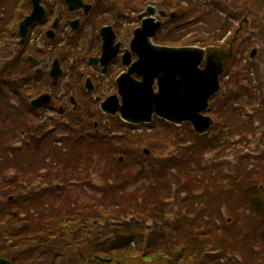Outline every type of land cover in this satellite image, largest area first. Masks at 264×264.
Returning a JSON list of instances; mask_svg holds the SVG:
<instances>
[{"label": "trees", "instance_id": "trees-1", "mask_svg": "<svg viewBox=\"0 0 264 264\" xmlns=\"http://www.w3.org/2000/svg\"><path fill=\"white\" fill-rule=\"evenodd\" d=\"M21 2L0 0V54H3L5 34L12 31L10 27L16 26L20 19L16 12L22 5L29 4V0ZM1 75L0 256L14 257L18 264H63L61 248L75 245L84 250L88 264H107L95 259L100 255L123 263L140 256L141 260L162 264H264V190H261L264 157L256 163L249 160L237 164L235 171L228 175L232 182L227 181L229 177L223 180L221 166L207 171L204 164L205 154L215 146L226 145L229 135L253 133L254 125L260 128L259 139L264 146V106H255L252 94L247 103L254 114L242 118L234 114V108L228 113H222L220 108L216 114L218 106L213 103L209 110L215 120L212 131L197 135L189 123H183L191 136L183 145L184 150L174 149L167 158L156 159L141 155L136 146L148 141L152 143L151 149L158 145L165 149L167 143L174 146L173 139L166 137L160 141L153 133L123 132V139L118 143L112 136L102 139L93 131L91 120L89 126L76 133L88 123L81 109L70 120L73 122L65 120L70 124L63 123L64 120L55 123L58 137H54L55 129L46 130L41 124H32L30 116L36 113L24 108L29 91L14 81H21L17 67L13 65L8 73L1 72ZM262 100L256 99L260 105ZM256 119L259 125L255 124ZM160 122L167 126L166 122ZM220 125L224 133L219 130ZM41 126L44 127L42 132ZM72 134L78 136V149L83 144L86 149L92 144L100 155H105L106 161H111L106 173L100 175L102 184L96 187L102 196L91 193L83 203L65 199L63 191L73 182L88 183L87 176L60 177L64 168L55 165L60 162L57 153L64 151L61 147L54 146L55 153L51 157L41 152L51 145L49 139L62 140L65 147V139H70ZM102 145L107 146L104 152ZM119 152L123 163L116 160ZM30 155L36 156L42 164H34L32 169L31 163L35 162ZM21 157L26 159L24 166ZM49 158L52 163L47 162ZM86 160L89 161L86 169L90 170L93 158L86 157ZM248 166H252V170L246 171ZM44 168L48 170L41 176L54 174L55 177L43 179L44 189L36 193L29 189L34 178L25 174L27 170L40 173ZM217 178L221 180L215 182ZM25 188L28 189L24 191ZM212 189L214 196L210 195ZM229 193L234 196V203ZM224 206L235 213L236 218L230 223L223 216ZM240 216L243 222L239 221ZM128 217L130 219H125Z\"/></svg>", "mask_w": 264, "mask_h": 264}, {"label": "flooded vegetation", "instance_id": "flooded-vegetation-1", "mask_svg": "<svg viewBox=\"0 0 264 264\" xmlns=\"http://www.w3.org/2000/svg\"><path fill=\"white\" fill-rule=\"evenodd\" d=\"M79 1L81 5L78 8L70 9L66 0H57L59 8H54L53 2L51 9L48 8L46 0H40L44 15L28 26L25 37L22 38L18 32L19 23L32 11V2L29 0V5H22L21 11L17 13L20 19L16 26L10 27L12 31L2 37L4 41L3 54H0V77H3L1 72L8 73L11 66L17 67L21 81H14L29 91L24 108L30 112L39 113L47 108L66 110V104H59L55 92L46 91L50 85H63L68 93L70 92V97L65 99V102L68 101L72 107L71 114L64 120L73 118L80 109L84 113L89 110L95 114L90 108L82 109L81 102V106L88 103L98 105L100 113L111 119L120 117L119 113H106L101 108V103L112 95H116L121 103L118 79L138 60V52L149 51L153 47H183L193 44L203 48L204 55L215 54L216 58L223 61L227 55L223 44L228 41L227 46H230L232 52L231 46L235 42L230 36L231 23L228 22L229 28L223 27L227 24L226 18L209 9L203 10L207 3L199 8L202 10L199 19L200 24H209L199 28L194 32L197 36L188 37L192 40L187 41V26L183 34L177 37H171L170 31L163 33L168 21L184 17L182 11L179 15V12L173 11L174 16H171L170 0ZM221 2L229 4L228 0ZM181 4H184V1ZM9 16L10 14L7 17ZM144 23L148 24L149 32L141 34V38H138L137 30L142 28ZM156 23H159L156 30L154 33L150 32ZM107 29L110 33L105 34ZM104 49L105 53H111L113 56L104 59ZM126 55L129 60L127 64L124 57ZM55 59L58 60L60 74L53 77L50 71ZM131 77L141 79L134 72ZM106 85L111 88L108 94L101 90ZM153 87L157 88V80ZM43 93L50 95L49 103L34 108L31 101ZM91 125L95 133L98 128L104 127L102 122L94 119L91 120Z\"/></svg>", "mask_w": 264, "mask_h": 264}, {"label": "rangeland", "instance_id": "rangeland-1", "mask_svg": "<svg viewBox=\"0 0 264 264\" xmlns=\"http://www.w3.org/2000/svg\"><path fill=\"white\" fill-rule=\"evenodd\" d=\"M174 4L172 8H169L171 12L180 11L184 12V17L181 19H176L172 21H168V24L164 27V32L170 31L171 37H177L178 35L183 34L184 29L187 26V36L188 37H195L197 36V32L199 28H202V26L207 27L209 23L200 24V10L199 8L202 6V4L207 3L203 10L209 9L211 12L215 14H219L222 17L226 18L227 24H224L223 27L229 28L228 22L233 23L234 26H230V31L232 32L230 36H232L235 40L231 41L232 44V52L230 53V46H227L228 41H226L223 44V49L227 53L225 66L226 69L224 71V74H222L221 77H225L221 81L222 83V89L220 93H218L213 99L210 101L214 104L216 103V106H218L216 114L219 113V110L221 108V112L228 113L230 111V108H234V114L240 115L243 117L249 116L248 114H254L252 111V107L250 104L247 103L248 98L250 95H253V104L264 106V0H228V5L226 3L221 2V0H171ZM184 1V4H181V2ZM48 8L52 9V3L54 2V8H59V3L57 0H46ZM24 3V0L21 2ZM210 3H214V5L210 6ZM29 5V4H28ZM21 6V5H20ZM27 7V6H23ZM21 8L16 12L19 13L21 11ZM29 10V9H28ZM199 10V11H198ZM179 23H182V25H179ZM132 24V23H130ZM221 24V23H220ZM0 27H1V21H0ZM13 28V27H12ZM190 31V32H189ZM221 34V33H220ZM230 34V33H229ZM219 35V34H218ZM192 40V38H188L187 41ZM193 45V44H191ZM219 47V46H218ZM222 47V46H220ZM252 49H255V54L253 57H250V52ZM225 59V58H224ZM228 79V81H227ZM101 88V90L106 91V93H110L111 88L107 87ZM42 88V87H40ZM49 92H55L56 96L55 98L59 102L60 105L63 103L65 105L66 110H57L55 108H47L45 111H41L39 113H36V116H30L31 122L33 125H43L46 130L55 129L54 137H58V129L54 128L55 123L60 124L61 120L67 119L68 116L71 114L72 107L68 103V101L65 102V99H68L70 97V92L68 93L67 88L63 85L50 87L48 86L47 90ZM263 99L262 104H259V101H256V99ZM1 102V100H0ZM92 103V101H91ZM83 104L81 102L80 106ZM63 106V105H62ZM85 106H88L90 109L95 111L94 113H91V111H87L84 114V117L87 119L88 123L86 122L85 127H81L76 131V133L82 132L87 126H89V120L94 119L95 121H99L103 123V126L98 128V131L96 133H99V135L102 137V139H107L112 137L118 136V138L115 139V142L121 143V139L123 137L119 133L128 131L131 127L129 125L125 124L120 117L117 118H109L105 116L104 114L100 113L101 111L98 108V105H92L90 103L86 104ZM40 110V109H39ZM62 111V112H61ZM35 112V111H34ZM261 113V112H259ZM78 114L75 113L73 116L76 117ZM221 117V116H220ZM71 119H68L67 121H70ZM63 123H68L65 120ZM91 123V121H90ZM152 123L154 126L150 129L151 132L146 133H153L155 135H158L159 140L163 138H170L174 141V146H171L170 143H167L166 148L160 149V145H158L157 148H150L149 145L152 143H149L148 141H143L140 145L136 146V149L138 152L142 154V150L144 148H147L150 151L149 156H154V158H167V155L173 154L174 149L178 151L184 150L185 144H187V141L191 138L189 135V129L185 125L179 126H172L167 123L162 124L160 121L155 120V118L152 120ZM70 124V123H68ZM255 124H260L259 120H255ZM41 126V132L44 130V127ZM80 127V124L77 125V128ZM255 129V132L253 133H245L246 135H229L226 141V145H219L215 146V148L205 154V160L204 164L207 165V171H210L214 166L219 165L222 169V178L223 180H226L234 171L236 168V165L239 163H243L241 161H249L252 163H256L257 161L261 160L263 156V150L264 146L260 142L259 137L261 136L260 128L258 126H253ZM176 128V129H174ZM258 128V129H256ZM0 129H1V123H0ZM142 129V128H140ZM219 130H222L224 133L225 130L222 129V125L219 126ZM183 133L181 135L180 133ZM189 134H188V133ZM129 133V132H128ZM69 138V137H68ZM0 139L2 140V137L0 135ZM86 139V138H85ZM83 139L82 141H85ZM78 136L74 137V134L70 137V139H65L66 146H63L62 140H56L55 142L51 141L49 139L50 146L46 147L45 149H42L41 152L47 153V157H51L54 155L55 150L54 146L61 147L64 151L57 153L58 158L60 159V162H57L55 166L59 169L62 167V172L60 177L69 178V177H77L78 175L80 177L87 176L89 181L85 184H79L76 182H73V185L69 188V186L66 188L64 198L71 200H76L81 203L84 202L86 197L90 195L91 193H94L95 196H102L101 192L96 191V187L100 184H102V180L100 175L103 173H106L107 169L110 167L111 161H106L105 155H100L99 150H97V147L95 148L94 145H88L87 149L92 150L90 153L87 151L85 144L82 145L81 149H78V145L80 143H77ZM159 141V142H160ZM21 144V143H19ZM129 144H124V146H127ZM1 146V145H0ZM119 147L118 145H116ZM164 146V145H163ZM104 148V151H106V145H102ZM123 147V146H122ZM2 148V147H1ZM0 148V149H1ZM159 148V149H158ZM99 149V145H98ZM101 152V153H102ZM41 153H36V155ZM122 153H118L116 160L121 157ZM262 154V155H261ZM29 155V154H28ZM261 155V156H259ZM29 157V156H28ZM36 156L30 155V159L32 160L34 158L35 163H31V168L34 169L35 165H41L42 161H40L38 158L35 159ZM86 157L93 158V165L90 166V170L86 169V166L89 161L86 160ZM22 160V166H24L26 162L25 157H21ZM51 162V159H47ZM123 161V160H122ZM121 162V161H120ZM124 162V161H123ZM121 162V163H123ZM27 164V163H26ZM35 164V165H34ZM28 165V164H27ZM48 166H54L48 165ZM95 167V168H94ZM79 169L81 170L79 172ZM252 170V166H248L246 171ZM48 169H42L40 170V173H37L33 170H27L26 171V177L28 175H32L34 180L30 183L31 190L35 191L36 193L39 192V190L42 188L44 189L45 183L42 182L45 178H54L53 176L48 174L44 176H41L45 171ZM253 173V171H251ZM12 171L8 172V175L11 176ZM228 173V174H227ZM230 173V174H229ZM229 175V176H228ZM59 177V178H60ZM60 180V179H59ZM77 179H74L73 181H76ZM220 178H217L215 182L220 181ZM228 182H232L231 178L229 177L227 179ZM94 185L93 187L90 185ZM68 185V183H65ZM224 184V183H223ZM56 185V183H55ZM28 188H25L24 191H26ZM264 190V187L261 188V190ZM224 193V192H222ZM211 196H214V189L210 192ZM230 201L233 202L234 196L230 194ZM107 197V195H106ZM107 201H110L109 198L106 199ZM244 209H240V211H243ZM223 216L227 219V222H231L236 218L235 213H230L226 207H223ZM130 219V217L125 218ZM229 219V220H228ZM123 218L120 220L122 221ZM239 221L243 220L241 219V216L239 218ZM238 221L239 227H241V224ZM218 225V223L216 224ZM63 243V242H62ZM70 243H77V242H70ZM85 243V242H83ZM242 244V243H241ZM8 246V244H6ZM84 250L83 249H77L74 246L71 247H65L63 246L61 248L60 255L63 256L64 263L63 264H73V262H79L78 264H88L86 260H84L83 255ZM101 256V255H100ZM119 261V260H118ZM117 260L115 262H112L111 264H116ZM122 262V261H121ZM241 262V261H239ZM127 264H162L161 262L155 261V260H141L140 256L136 257L135 259H132L130 261L126 262ZM124 263V264H126Z\"/></svg>", "mask_w": 264, "mask_h": 264}, {"label": "water", "instance_id": "water-1", "mask_svg": "<svg viewBox=\"0 0 264 264\" xmlns=\"http://www.w3.org/2000/svg\"><path fill=\"white\" fill-rule=\"evenodd\" d=\"M32 11L19 23V34L25 37L27 28L44 15L40 0H31ZM70 9L78 8L79 0H66ZM153 21V19H149ZM159 23L150 32L156 30ZM143 24L137 30V37L148 30ZM110 33L107 29L106 33ZM139 58L118 79L121 103L112 95L101 103V108L110 114L120 113L123 120L129 123H149L153 115L167 120L174 125L183 122L191 124L197 134L206 133L214 120L205 112L209 100L220 91L219 76L223 72L221 60L215 54L204 56V50L197 46L153 47L149 51L138 52ZM111 53H103L104 59L111 58ZM216 56V57H215ZM129 62L128 56H124ZM203 64V67L201 66ZM141 77L137 80L132 73ZM50 74H60L58 60L55 59ZM157 80L156 90L153 84ZM50 101V95L43 93L31 101L34 108H39ZM143 153L149 155L148 149ZM11 199V197H9ZM0 264H17L14 258L0 257Z\"/></svg>", "mask_w": 264, "mask_h": 264}]
</instances>
